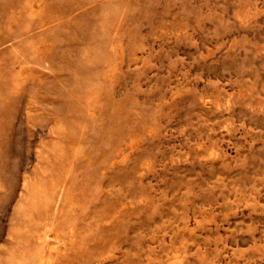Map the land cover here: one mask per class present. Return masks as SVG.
I'll use <instances>...</instances> for the list:
<instances>
[{
	"label": "rangeland",
	"instance_id": "rangeland-1",
	"mask_svg": "<svg viewBox=\"0 0 264 264\" xmlns=\"http://www.w3.org/2000/svg\"><path fill=\"white\" fill-rule=\"evenodd\" d=\"M0 264H264V0H0Z\"/></svg>",
	"mask_w": 264,
	"mask_h": 264
}]
</instances>
